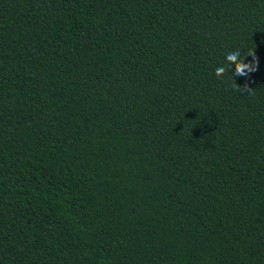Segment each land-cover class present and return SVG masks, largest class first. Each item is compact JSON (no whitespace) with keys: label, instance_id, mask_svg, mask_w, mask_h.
Returning a JSON list of instances; mask_svg holds the SVG:
<instances>
[{"label":"trees","instance_id":"16d2710c","mask_svg":"<svg viewBox=\"0 0 264 264\" xmlns=\"http://www.w3.org/2000/svg\"><path fill=\"white\" fill-rule=\"evenodd\" d=\"M0 264H264V0H0Z\"/></svg>","mask_w":264,"mask_h":264},{"label":"clouds","instance_id":"9594fccd","mask_svg":"<svg viewBox=\"0 0 264 264\" xmlns=\"http://www.w3.org/2000/svg\"><path fill=\"white\" fill-rule=\"evenodd\" d=\"M252 56L253 62L252 63H244L243 59L245 56ZM245 56L241 57V52L239 49H236L234 51H231L227 54L226 59L230 66L235 67V72L233 73V77H240V76H246L251 72H255L258 67V62L256 61L255 53L254 51H249ZM229 70V69H228ZM226 69L224 67H218L215 71V74L217 77L223 76ZM241 92L243 91H250L251 89H247L245 87L244 89H239Z\"/></svg>","mask_w":264,"mask_h":264}]
</instances>
